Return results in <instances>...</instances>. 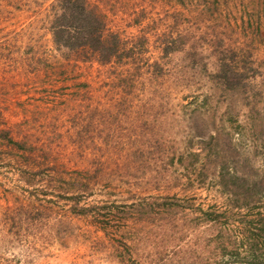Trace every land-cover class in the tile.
I'll list each match as a JSON object with an SVG mask.
<instances>
[{
	"label": "rangeland",
	"instance_id": "374dc122",
	"mask_svg": "<svg viewBox=\"0 0 264 264\" xmlns=\"http://www.w3.org/2000/svg\"><path fill=\"white\" fill-rule=\"evenodd\" d=\"M88 1L130 57L59 49L52 0H0V97L51 100L59 159L0 148V264H264V186L229 187L264 184V0Z\"/></svg>",
	"mask_w": 264,
	"mask_h": 264
},
{
	"label": "trees",
	"instance_id": "16d2710c",
	"mask_svg": "<svg viewBox=\"0 0 264 264\" xmlns=\"http://www.w3.org/2000/svg\"><path fill=\"white\" fill-rule=\"evenodd\" d=\"M50 7L52 13L48 26L55 47L66 49L68 52H79L82 59H87L90 54L95 55L100 62L117 60L123 56L130 57L133 54V45L122 44L116 31H105L107 29L103 15L88 0H52ZM167 48V45L164 46V50ZM230 182L231 191L242 187L241 190L246 196L264 186L259 178ZM70 210L85 214L89 208L84 205H73ZM207 213L212 219L219 216V213L214 211Z\"/></svg>",
	"mask_w": 264,
	"mask_h": 264
},
{
	"label": "crops",
	"instance_id": "0c3cea01",
	"mask_svg": "<svg viewBox=\"0 0 264 264\" xmlns=\"http://www.w3.org/2000/svg\"><path fill=\"white\" fill-rule=\"evenodd\" d=\"M13 92L14 90L10 94L6 93L4 97H0V148L9 151L8 159L12 166H26L32 169L43 166H58L59 164L55 163V161H59L58 158H54L53 162H48L47 153L44 152L45 155L40 153L44 150L43 148H46V141L52 138L51 135L57 134L54 132L49 134L47 131L49 129L45 128L46 125L47 127H54L56 122L55 118L49 120V117H45L53 113L52 104L48 106V102L51 100L38 101L31 97L28 104L26 103L28 99L25 101L23 93ZM34 120L37 121L34 122ZM39 120L46 122L43 125H41L42 122L38 125ZM45 134H49L50 137L48 139L43 138L42 136ZM58 134L60 136H74L71 129H66L64 133L58 132ZM48 171L50 172V170ZM48 171L45 170L49 173ZM47 173L44 175L41 173V175L45 177Z\"/></svg>",
	"mask_w": 264,
	"mask_h": 264
}]
</instances>
